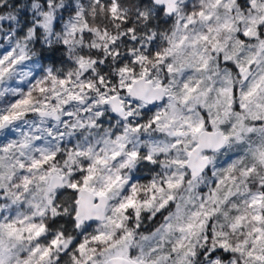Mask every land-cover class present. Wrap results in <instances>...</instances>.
Masks as SVG:
<instances>
[{
	"label": "snow or ice",
	"instance_id": "1",
	"mask_svg": "<svg viewBox=\"0 0 264 264\" xmlns=\"http://www.w3.org/2000/svg\"><path fill=\"white\" fill-rule=\"evenodd\" d=\"M0 264H264V0H0Z\"/></svg>",
	"mask_w": 264,
	"mask_h": 264
}]
</instances>
